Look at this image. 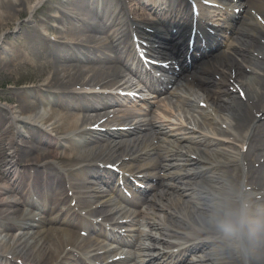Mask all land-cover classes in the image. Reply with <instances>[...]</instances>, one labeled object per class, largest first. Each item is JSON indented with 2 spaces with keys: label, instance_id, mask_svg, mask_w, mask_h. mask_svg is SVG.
<instances>
[{
  "label": "bare ground",
  "instance_id": "1",
  "mask_svg": "<svg viewBox=\"0 0 264 264\" xmlns=\"http://www.w3.org/2000/svg\"><path fill=\"white\" fill-rule=\"evenodd\" d=\"M129 1L132 14L139 17L132 20L133 26L144 27L154 20L145 10H138L137 1ZM158 1L153 7L157 13L166 10L176 19L182 11L183 0ZM95 3L117 10L121 0H0V59L5 62L0 73L14 63V70L9 71L11 86L23 83L19 94L10 92L0 104V264H74L76 254L87 248L76 231L47 226L40 223L42 216L13 205L9 200L12 183L48 172L63 188L67 179L76 177L78 198L90 209L96 206L98 188L87 175H101L107 164L128 172L133 155L137 166L146 168L166 188L159 196L162 202L157 196L150 200V208L136 214L144 217L150 230L133 257L135 264H179L186 258L190 264H241L210 231L200 227L198 217L209 202L205 187L212 190L225 184L242 190L254 210L264 212V158L259 155L264 151V51L256 60L246 45H228L208 69L216 78L201 72L186 81L185 95L173 89L170 98L147 103L145 110L158 104L149 119L154 135L150 141L132 143L114 137L119 132L102 131L111 114L92 113L85 118L62 113L58 117V110L48 106L55 98L68 95L81 99L83 111L94 112L102 98L110 95L102 93L111 89L129 91L127 97L138 105L133 94L139 86L128 78L120 59L107 56L106 67L96 64L101 58L99 49L112 47L105 37L91 34L98 25L89 24L84 32L75 25L91 22L86 6ZM249 4L264 15V0ZM35 20L37 24L32 23ZM246 21L248 29L242 35L255 42L260 36L258 24L255 19ZM240 31L236 30L239 35ZM20 34L29 43L28 50L20 47ZM235 56L248 64L241 66ZM59 60L78 61L65 65L58 64ZM22 68L28 73L15 79L13 74ZM195 98L205 108L195 105ZM160 136L165 139L161 146L154 143ZM68 141L79 144L72 153L64 148ZM44 145L50 148L38 151ZM97 241L103 242L101 238ZM102 250L105 264L121 263L110 261L106 248ZM193 253L196 260L187 257ZM252 264H264V245L254 250Z\"/></svg>",
  "mask_w": 264,
  "mask_h": 264
},
{
  "label": "clouds",
  "instance_id": "2",
  "mask_svg": "<svg viewBox=\"0 0 264 264\" xmlns=\"http://www.w3.org/2000/svg\"><path fill=\"white\" fill-rule=\"evenodd\" d=\"M204 190L209 202L198 217L200 227L210 231L241 264H252L254 250L264 245V212L255 211L243 191L230 184Z\"/></svg>",
  "mask_w": 264,
  "mask_h": 264
},
{
  "label": "rangeland",
  "instance_id": "3",
  "mask_svg": "<svg viewBox=\"0 0 264 264\" xmlns=\"http://www.w3.org/2000/svg\"><path fill=\"white\" fill-rule=\"evenodd\" d=\"M48 5V4H47ZM50 5H57L56 3H53V2H51L50 3ZM32 23H34V24H36V21H33ZM25 36L24 35H22V34H20L19 35V45L20 46H23L24 48H28V43H26V41H25V39H21V38H24ZM9 39H12V37H10ZM21 39V40H20ZM41 57V56H40ZM33 58V57H32ZM45 58H47L49 61H52V58L51 57H49V56H47V57H45ZM34 59V58H33ZM41 59H42V57H41ZM2 64V66H4L5 65V62L2 60V59H0V65ZM14 65V63L13 64H10V65H7V67H5L6 68V72L4 73V74H1L0 73V103H3V100L5 99V97L6 96H10L9 94H10V92H13V93H16V94H19L20 92H21V90H23V86H16V87H13V86H11V85H14L12 82H13V80H12V77L13 76H10L9 74H7V71H12V70H14V68H15V66H13ZM78 67H81V66H78ZM9 73V72H8ZM28 73V70H26V68H22V69H20V70H18V71H16V73L15 74H13V75H15L14 76V78L15 79H22V77L24 76V75H26ZM23 84V83H22ZM21 84V85H22ZM13 100L14 99H12V102H13ZM40 150V149H39ZM230 257H234L235 258V256L234 255H230Z\"/></svg>",
  "mask_w": 264,
  "mask_h": 264
}]
</instances>
